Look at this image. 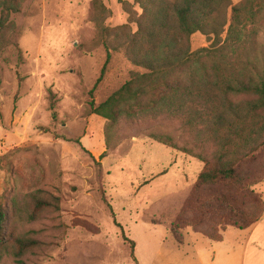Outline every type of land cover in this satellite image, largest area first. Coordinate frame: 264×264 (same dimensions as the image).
Wrapping results in <instances>:
<instances>
[{
	"label": "rangeland",
	"instance_id": "obj_1",
	"mask_svg": "<svg viewBox=\"0 0 264 264\" xmlns=\"http://www.w3.org/2000/svg\"><path fill=\"white\" fill-rule=\"evenodd\" d=\"M141 13L138 0H25L10 16L0 49V206L10 211L3 241L35 243L20 256L6 244L0 264H205L214 235L226 232L225 247L245 232L227 226L235 223L229 206L211 199L227 194L243 209L240 194L197 184L203 162L182 148L209 160L216 149L197 130L166 115L110 124L91 113V100L101 103L143 71L128 57ZM211 42L190 37L192 49ZM258 45L264 50V27ZM263 162L264 149L243 166L258 173ZM252 189L264 201V180ZM34 195L45 203L29 218Z\"/></svg>",
	"mask_w": 264,
	"mask_h": 264
},
{
	"label": "trees",
	"instance_id": "obj_2",
	"mask_svg": "<svg viewBox=\"0 0 264 264\" xmlns=\"http://www.w3.org/2000/svg\"><path fill=\"white\" fill-rule=\"evenodd\" d=\"M24 1L0 0V49L2 32ZM138 1L142 13L128 41V57L143 71H131L129 78L101 103L96 105L91 100V113L110 124L119 117L166 115L179 119L187 131L197 130L202 142L216 147L211 160L182 148L203 162L197 184L210 187L223 183L239 193L244 199L243 209L227 194L215 193L211 199L229 206L235 223L227 226L246 229L264 212L261 194L252 189L264 180V162L260 164L263 171L258 173L243 166L264 149V50L258 45L264 27V0ZM198 32L207 34L212 42L192 49L190 37ZM109 57L107 54L94 87L103 77ZM48 109L56 120V100L51 91ZM153 137L177 148L169 136ZM44 203L39 196H32L26 204L29 218L36 216ZM8 206H0V249H7L8 244L13 254L20 256L35 240L10 236L9 243L3 241ZM11 208L14 215L18 211L14 201ZM109 209L113 214L110 205ZM123 238L134 247L133 240ZM212 239L220 241L222 237L216 234ZM131 257L136 261L133 251Z\"/></svg>",
	"mask_w": 264,
	"mask_h": 264
},
{
	"label": "crops",
	"instance_id": "obj_3",
	"mask_svg": "<svg viewBox=\"0 0 264 264\" xmlns=\"http://www.w3.org/2000/svg\"><path fill=\"white\" fill-rule=\"evenodd\" d=\"M236 238V244H225V233L214 241L211 251L204 254L205 264H264V213L262 217Z\"/></svg>",
	"mask_w": 264,
	"mask_h": 264
}]
</instances>
